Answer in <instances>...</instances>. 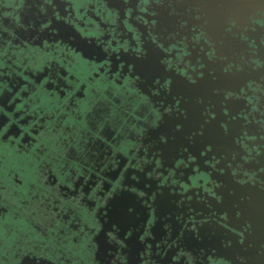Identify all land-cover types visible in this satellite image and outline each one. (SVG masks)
<instances>
[{
	"label": "snow or ice",
	"instance_id": "6c2138e0",
	"mask_svg": "<svg viewBox=\"0 0 264 264\" xmlns=\"http://www.w3.org/2000/svg\"><path fill=\"white\" fill-rule=\"evenodd\" d=\"M141 2L149 6L141 8V24L128 26L129 32L138 31L128 46L99 41L101 50L92 47L97 41H81L85 55L95 54L104 65H112L126 103L113 111L104 97L81 115L76 97L82 89L62 68L38 67L41 75L32 80L24 75L16 81V91L0 72V144L28 132L21 131L27 123L21 115L27 111L21 92L26 96L31 91L39 99L55 88L64 106L76 108L74 123L83 119L89 134L98 140L108 137L101 148L111 144L124 151L107 130L123 125L129 135L120 133L121 140L139 141L138 149L129 148L147 157L143 166L134 157L126 162L128 167L113 168L115 161L101 158L78 174L59 168L56 183L71 196L62 205L65 212L79 223L83 203L95 202L91 219L75 235L79 242L85 228L91 233L86 248L97 264H109L110 248L122 249L128 264H142L145 253L154 254V245L159 257L172 250L167 264H233V258L239 264H264V130L249 136L238 118L240 85L250 87L247 81L264 79V0ZM36 4L42 31L70 28L72 22L64 20L54 0ZM112 7L123 16L127 0ZM257 138L259 151L250 155L241 145ZM64 143H69L66 137ZM107 153L115 154L111 147ZM201 168L211 175L201 176ZM189 172L197 183L191 182ZM55 199L59 205L60 197ZM25 247L27 251L16 253L17 264H51L56 256L57 246L51 243Z\"/></svg>",
	"mask_w": 264,
	"mask_h": 264
},
{
	"label": "flooded vegetation",
	"instance_id": "af4514ba",
	"mask_svg": "<svg viewBox=\"0 0 264 264\" xmlns=\"http://www.w3.org/2000/svg\"><path fill=\"white\" fill-rule=\"evenodd\" d=\"M54 2L58 4L57 10L64 20L72 22L70 28H53L44 32L38 24L41 9L37 7L36 0H0V72L5 74L4 83L16 91V81L22 80L24 75L32 80L41 75L38 67L50 71L48 65L51 64L67 72L74 84H79L82 89L76 97L81 115L86 108L104 97L107 98L106 103L111 104L112 110L118 111L126 99L120 97L122 89L115 83L116 73L112 72V65H104V61L95 54L91 57L85 55L81 41H97L92 47L101 50L104 45L99 41H115L113 47L121 43L128 46L131 43L129 38L138 34V31L129 32L128 26L141 24V8L149 5H143L141 0H127L128 7L122 16L119 9L112 7V3H118L119 0ZM133 15L136 16L135 21ZM209 15L213 16L212 10H209ZM73 32L77 35L74 36ZM106 59L111 60V57ZM101 65H104L103 71L100 70ZM246 83L250 87L240 85L238 118L242 120L241 130L249 136H255L264 130V79L254 78ZM21 95L24 97L21 103L27 101V111L21 113L27 123L21 126V131L27 128L28 132L21 137L10 138L11 142L6 140L0 144V264H17L20 259L16 255L18 249L27 251L25 245L34 243L57 246L51 264H97V260L86 248L91 233L85 228V234L79 238V242L75 235L84 227L83 221L91 219L95 202L83 203L80 209L83 215L79 223L73 219L72 214L65 212L62 205L65 198L71 199V196L63 186L56 183L60 175L59 168L64 167L66 171L75 169L78 174L101 158L105 163L115 161L111 164L113 168L120 164L128 167L126 162L134 157L136 165L143 166L147 157L142 159L138 151L129 148V145H135L138 149L139 141L121 140L120 133L123 132L125 137L129 135L123 125L110 126L107 130L112 132L113 138L119 141L117 146L124 151H116V146L111 144L101 148L100 145L108 137L98 140L96 135L89 134L83 119L74 123L77 118L76 108L69 110L64 106V97L55 88L49 89L46 94L41 93L39 99L31 91L26 96L23 92ZM65 137L68 144L64 143ZM37 145L40 147L37 148ZM244 145L251 150L250 155H254L259 151V138L245 139L241 147ZM109 147L114 155L107 153ZM125 151L128 152L127 156L124 155ZM49 160L51 163H48ZM41 161L48 166L45 167ZM199 174L205 178L211 175L204 168L200 169ZM187 175L193 184L197 183L192 173ZM181 183L187 184L188 181ZM56 197H60L59 205L56 204ZM173 226H177L175 221ZM157 243L160 244V241ZM172 254V250H169L168 256L164 253H160V257L156 256L154 245V254L145 253L146 258L142 264H167ZM229 257L230 253H225V258ZM106 258L109 264H117V261L119 264H128V256L119 248H110ZM192 264H195L194 260ZM233 264H239V261L233 258Z\"/></svg>",
	"mask_w": 264,
	"mask_h": 264
}]
</instances>
